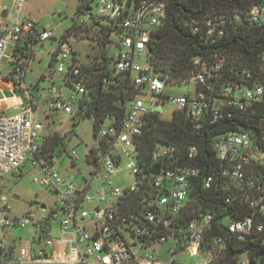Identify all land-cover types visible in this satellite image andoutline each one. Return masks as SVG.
<instances>
[{"label":"built area","instance_id":"2783aa9c","mask_svg":"<svg viewBox=\"0 0 264 264\" xmlns=\"http://www.w3.org/2000/svg\"><path fill=\"white\" fill-rule=\"evenodd\" d=\"M28 1L11 0L8 8L0 1V61L14 64L9 80L13 85L0 86V178L29 169L34 182L54 199L51 203L33 200L18 214L10 203L15 194L10 197L5 182H0V228L26 227L32 234L30 239L1 237L0 264H181L178 249L201 254L196 264H211L223 255L228 238L264 244V51L248 65L231 53L233 43L229 42L233 34L264 26V0L185 19L194 34L222 51L195 57L192 74L181 82L158 71L150 60L152 33L163 24L170 0H98V16L104 23L96 25L105 29L104 47L114 44L117 52L112 66L106 71L96 66L92 73L103 90L115 91V102L123 109L121 114L108 113L101 122L89 111L88 83L93 75L86 70L87 63L67 37L58 39V47L51 52L52 63L58 61V65L49 75L59 76L61 83H53L46 91L50 112L62 111L78 121L85 116L93 128L97 125L95 138L100 142L86 155L91 178H84L80 186L62 175L56 163L59 154L66 153L72 169L80 154L66 150L65 144L49 142L55 134L47 132L37 117L38 101L25 87L26 66L40 56L38 43L54 38L36 20L22 17ZM181 84L193 85V90L171 94L164 90L166 85ZM7 98L16 100L19 112L4 114ZM165 104L173 105V112L184 111L197 127L225 119L233 126L212 140L219 169L204 178V187L229 191L227 202L237 198L251 210L225 221L219 226L224 233L212 236L207 245L203 243L213 229L216 210L200 213L188 223L182 221L200 167L183 162L175 144H158L149 162L140 157L139 137L152 113L163 116ZM158 106L161 111L155 109ZM73 134L72 128L65 136ZM123 154L131 159L127 167L135 176L134 184L124 188L112 183ZM185 155L195 159L198 148L190 146ZM149 169L150 176L145 172ZM94 177L101 183L93 187ZM45 231L52 236L44 237ZM169 240L176 248H170L163 259L156 246ZM247 262L248 257L240 264Z\"/></svg>","mask_w":264,"mask_h":264},{"label":"trees","instance_id":"16d2710c","mask_svg":"<svg viewBox=\"0 0 264 264\" xmlns=\"http://www.w3.org/2000/svg\"><path fill=\"white\" fill-rule=\"evenodd\" d=\"M250 3L251 0H170L163 24L152 33L150 60L158 71L168 74L175 81L186 80L193 72L195 57L207 55L215 49L222 50L205 43L200 34H194L192 27L185 23V19L203 18L207 14L229 11ZM79 9L81 11L84 8L80 6ZM77 30L78 27L67 29L61 38L77 34ZM101 31L103 34L101 52H97L86 66V70L93 75L88 83L89 95L92 99L89 111L97 114L99 122L103 121L108 113L121 114L123 111L115 102V91L103 90L101 81L97 75H94L95 73H92L96 66L104 71L109 67L108 58L103 50L107 35L105 29L101 28ZM229 42L233 43L231 53L238 55L243 63L252 65L264 51V26H251L246 31L233 34ZM72 121L74 125L78 123L74 118ZM231 125V121L225 119L217 123L206 121L197 127L182 110L174 111L170 118L154 112L148 118L137 142L143 161H150L152 151L158 144H175L182 151L183 162L200 167L199 175L192 181L182 221L188 223L200 213L216 210L213 229L205 237L203 245H207L215 234L224 233L219 226H224L225 221L245 216L251 210L237 198L227 202L225 199L229 191L216 186L204 187V178L219 169L212 140L217 135L233 129ZM96 128L97 125L94 126V129ZM49 142L55 146L64 144L62 138L57 135L49 137ZM192 145L198 148V155L195 159H188L185 151ZM145 172L150 176V169ZM136 198L139 199L140 195L138 194ZM245 256L248 257L246 264H264V244L260 240L239 241L228 238L223 255L216 257L211 264H240L244 258H247Z\"/></svg>","mask_w":264,"mask_h":264},{"label":"rangeland","instance_id":"374dc122","mask_svg":"<svg viewBox=\"0 0 264 264\" xmlns=\"http://www.w3.org/2000/svg\"><path fill=\"white\" fill-rule=\"evenodd\" d=\"M1 6L10 7L11 0H0ZM80 6L84 9L80 11ZM88 7V9H86ZM99 4L98 0H29L24 7L22 16L36 20L41 29L52 31V37L57 38L56 41L46 40L38 43V51L40 56L31 59L26 66L25 87L37 99V117L46 125L47 132L51 129L53 133L62 138L66 150H76L80 154L81 159L75 167L70 169V159L66 153L59 154L57 158V167L69 180L78 184H82L83 179H90V165L85 161L92 149L99 147V140L95 138L93 125L88 118H82L77 124L72 126V115L62 111L50 112L48 103L46 102V91L54 83L60 85L61 79L57 75L50 76L51 70H56L58 61L52 63L51 52L58 47V39H60L67 29L78 27L77 34L67 36L73 47L77 51L78 57L85 63H89L91 59L101 52L102 47V31L101 27L96 23H104V19L98 16ZM81 27V28H79ZM73 30V29H72ZM104 54L108 58L109 66L114 64L113 56L117 52L114 44H108L104 48ZM49 52V53H48ZM52 63V64H51ZM14 64L8 63L7 59L0 61V86L7 89L11 87L10 80L11 71ZM41 75H44L41 78ZM8 79V80H7ZM164 90L171 93H183L193 90V85H166ZM7 97L10 93L6 90ZM21 92L17 94L20 95ZM1 96V95H0ZM6 106L3 112L6 115H12L20 111L21 106L12 103L9 98L5 100ZM174 110L173 105L165 104L163 116L170 118ZM75 130V134L71 138L65 136L66 132ZM63 148L60 146L59 149ZM130 158L123 154L122 160L112 177L113 186L126 187L131 186L135 182V176L130 173L127 164ZM3 179V180H2ZM0 178V182L4 181L7 194L18 195L20 198H10L12 211L22 214L28 208L33 200L52 202L54 196L48 192L42 185L37 184L33 180L31 170L25 169L22 174L7 173ZM101 183L96 177L92 178L91 185L97 186ZM55 234H58L57 227H54ZM6 236H22L25 239L32 237L31 232L26 227H16L9 231L7 228H0V238ZM50 232L45 231L44 237H51ZM163 259H167L170 248H176L174 242L169 240L161 245L156 246ZM149 251L152 248L148 249ZM202 259L201 254H192L187 249H178L177 260L181 264H196ZM42 264V263H37Z\"/></svg>","mask_w":264,"mask_h":264},{"label":"crops","instance_id":"0c3cea01","mask_svg":"<svg viewBox=\"0 0 264 264\" xmlns=\"http://www.w3.org/2000/svg\"><path fill=\"white\" fill-rule=\"evenodd\" d=\"M22 15V14H21ZM23 17V16H22ZM24 18V17H23ZM41 78H43V75H41ZM61 79V78H60ZM10 100H11V102L12 103H16V100H13L12 98H10ZM54 113V112H53ZM51 129H49V131H50ZM16 195V194H15ZM18 196V195H17ZM19 197V196H18ZM17 198V197H16ZM55 247L56 248H59V243L58 242H56L55 243ZM39 263H42V264H59V263H56V262H39ZM33 264H37V263H33Z\"/></svg>","mask_w":264,"mask_h":264},{"label":"water","instance_id":"95a60500","mask_svg":"<svg viewBox=\"0 0 264 264\" xmlns=\"http://www.w3.org/2000/svg\"><path fill=\"white\" fill-rule=\"evenodd\" d=\"M56 39H57V38L54 37L52 40L55 41ZM155 109L158 110V111H161V110H162V108H161L160 106L155 107ZM87 158H88V161H89V162H92V160H93L92 156H88ZM158 172H159V170L156 169V170H155V173H158ZM14 196H15V197H18L17 195H14Z\"/></svg>","mask_w":264,"mask_h":264}]
</instances>
